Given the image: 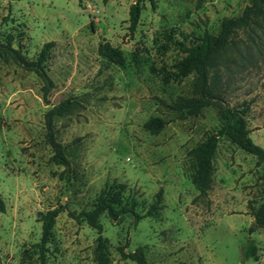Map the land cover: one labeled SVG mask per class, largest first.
Masks as SVG:
<instances>
[{"label":"rangeland","instance_id":"rangeland-1","mask_svg":"<svg viewBox=\"0 0 264 264\" xmlns=\"http://www.w3.org/2000/svg\"><path fill=\"white\" fill-rule=\"evenodd\" d=\"M134 0H0V264H41L39 212L62 206L46 242V264H97V230L69 211L93 208L106 183H124L144 213L162 188L160 206L135 220L131 212L99 219L110 264H136L118 246L143 245L147 264H264V225L251 212L264 197V161L218 134L210 189L200 195L191 173V147L223 122L222 108L246 106L253 140L264 146V20L230 36L218 78L220 98L200 114L171 109L192 94L191 73L176 77L186 45L216 33L223 17L241 14L251 0H142L135 30ZM52 41L46 67L53 86L43 99L42 78L15 60ZM216 76V75H215ZM65 98L72 112L55 120L68 165L51 159L45 111ZM153 115L159 131L145 126ZM62 172V175H61ZM253 239L258 256H243Z\"/></svg>","mask_w":264,"mask_h":264},{"label":"trees","instance_id":"trees-1","mask_svg":"<svg viewBox=\"0 0 264 264\" xmlns=\"http://www.w3.org/2000/svg\"><path fill=\"white\" fill-rule=\"evenodd\" d=\"M154 2V0H150ZM142 0H134L129 9V29L135 30L140 18ZM241 14L235 17L225 16L222 18L219 29L216 33L205 32L201 37L190 45H186L180 40L175 41V45L185 52L182 59H179L174 65L176 77H183L189 73L193 76L192 94H178L177 97L167 106L171 109L180 110V115L186 113L200 114L204 106L215 102L220 98V94L212 86V81L209 80V69H214V79L218 78V68L221 66L224 52L229 46H235L236 43H231L230 36L236 34L242 28H248L247 38L252 39L251 29L254 25H259L264 20V0H251L245 4ZM52 41L43 43L37 54L33 58H28L18 48L11 45H5L6 50L10 55L17 60L22 66L29 70L35 71L43 80L41 86L43 99L48 102V94L53 86V81L47 72L46 60L49 55ZM216 75V76H215ZM74 100L65 98L57 104L49 107L44 113V123L47 130V140L53 148L51 159L60 164L68 165L69 160L65 155L61 141L56 139L55 120L72 112ZM246 106L240 109H234L230 106L222 108L223 122L217 130L209 132L208 136L191 147V152L196 158L194 169L191 173V180L196 184L200 195L207 194L212 181L213 156L218 142V134H225L230 141L238 145L240 148L252 152L256 155V163L264 161V146L255 142L249 135V127L247 125ZM165 120L160 115L150 116L145 121V126L152 131H159ZM62 175V172H61ZM124 183L111 182L106 183L100 190L97 200L93 208L81 210L75 213L70 210L69 213L78 221H86L90 226L98 232L95 238V257L97 264H110V255L108 252V238L102 234V223L99 219L103 212H107L113 219H120L123 214L131 212L135 220L141 219L145 214L153 213L160 206V196L162 188L159 187L156 191L155 201L149 205L144 213L136 211L137 202L133 195L123 193ZM5 202L0 194V211H5ZM63 210L62 206L48 208L45 211H40L38 219L41 221V238L35 242V252L39 255L41 264H46V242L48 241L55 217ZM251 212L254 216L255 226L264 225V197L257 206L251 207ZM120 254L123 257H130L136 264H147L143 245L136 246L133 250L126 249L125 245L118 246ZM243 256L254 255L258 256L257 244L253 239L242 247Z\"/></svg>","mask_w":264,"mask_h":264}]
</instances>
